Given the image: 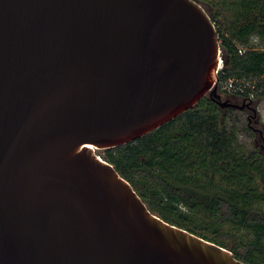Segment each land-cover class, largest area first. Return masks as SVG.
I'll return each mask as SVG.
<instances>
[{"label":"water","instance_id":"95a60500","mask_svg":"<svg viewBox=\"0 0 264 264\" xmlns=\"http://www.w3.org/2000/svg\"><path fill=\"white\" fill-rule=\"evenodd\" d=\"M222 51L194 0H0V264H250L96 152L205 96L242 108L219 90Z\"/></svg>","mask_w":264,"mask_h":264},{"label":"trees","instance_id":"16d2710c","mask_svg":"<svg viewBox=\"0 0 264 264\" xmlns=\"http://www.w3.org/2000/svg\"><path fill=\"white\" fill-rule=\"evenodd\" d=\"M211 14L224 55L219 80L245 76L257 81L245 92L221 88L220 92L250 98L253 91L254 98L264 97V47L251 42L254 36L264 40V0H217ZM240 44L247 46L244 53ZM229 110L224 114L205 96L157 129L108 148L106 159L165 220L195 233V229L211 230L213 238L197 234L250 264H264V213L252 208L253 199L264 202V157L256 147L236 151V126L228 119ZM150 153L155 159L138 162ZM237 228L254 235L240 245L242 254L237 249ZM227 236L235 239L233 245L229 246Z\"/></svg>","mask_w":264,"mask_h":264},{"label":"rangeland","instance_id":"374dc122","mask_svg":"<svg viewBox=\"0 0 264 264\" xmlns=\"http://www.w3.org/2000/svg\"><path fill=\"white\" fill-rule=\"evenodd\" d=\"M254 45L258 46V47H264V40L260 39L257 36H254L252 38L251 41ZM223 99H226L228 96H226L224 93H222ZM254 102L252 104V107H256L257 108V114L260 117V120L262 122V124H264V97L258 98L257 96L254 98ZM240 102H242V99H240ZM229 116L228 119L231 122V124H235L236 126V135H237V141L234 144V148L236 149V151L240 152V153H245L246 151H248L249 149H253L256 146L254 145V132L251 129V127L248 125V121H247V117H246V111L242 110V109H230L229 110ZM251 125H254V122L251 123ZM107 149H100V152H107ZM155 154H145L144 156H142L141 158H139L138 162L140 164H144L146 163V161L148 160H153L155 159ZM181 208L186 211V212H190V209L185 207V206H181ZM252 208H255L261 212L264 213V202H261L257 199H253L252 200ZM230 229H232L233 227H228ZM235 229V228H233ZM195 231L199 234H202L208 238H213L211 230L207 231V230H202L201 229H195ZM236 241H237V246H238V252L240 254L243 253V248L240 247L241 244L245 243L248 239H252L254 238V235L252 232L248 231L247 229L244 228H237L236 231ZM226 241L227 243L230 245H233L235 242V239L233 237H226Z\"/></svg>","mask_w":264,"mask_h":264},{"label":"flooded vegetation","instance_id":"af4514ba","mask_svg":"<svg viewBox=\"0 0 264 264\" xmlns=\"http://www.w3.org/2000/svg\"><path fill=\"white\" fill-rule=\"evenodd\" d=\"M194 1L201 4L210 13L213 12L215 5H216V2H217V0H194ZM225 95L228 96L226 99H228L231 103L237 104V105L243 106V107L242 108L233 107V106L221 107L217 102L216 103L218 104V106L220 107V109L223 111L224 114L229 109H234V108L242 109V110L246 111V117H247L248 125L251 127V129L253 130V132L255 134L254 135L255 136L254 137V145L256 146L258 151L264 157V124H262L260 119L257 120L258 114L255 113L254 110L252 109V104H253L254 100L251 101V99L254 97L249 98V97L242 96L240 94H235V93H230V94H225ZM209 98L212 99L211 97H209ZM240 99H242V102H240ZM246 103H249V105H247ZM252 122H254V125H251Z\"/></svg>","mask_w":264,"mask_h":264},{"label":"built area","instance_id":"2783aa9c","mask_svg":"<svg viewBox=\"0 0 264 264\" xmlns=\"http://www.w3.org/2000/svg\"><path fill=\"white\" fill-rule=\"evenodd\" d=\"M247 49L246 45L240 44L239 45V51L240 53H244ZM223 54V51H222ZM224 60L221 57L220 59V65H219V71L223 68ZM256 79H253L251 77H230L226 78L224 80H219V89H223L224 91H239V92H245L246 87L248 86H255ZM250 97H254V92H250ZM97 154L100 156V158L106 159L105 152H100V149H96ZM107 160V159H106Z\"/></svg>","mask_w":264,"mask_h":264}]
</instances>
